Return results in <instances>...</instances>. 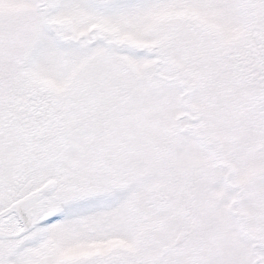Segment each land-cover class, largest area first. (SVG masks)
<instances>
[{
	"label": "snow or ice",
	"instance_id": "1",
	"mask_svg": "<svg viewBox=\"0 0 264 264\" xmlns=\"http://www.w3.org/2000/svg\"><path fill=\"white\" fill-rule=\"evenodd\" d=\"M0 264H264V0H0Z\"/></svg>",
	"mask_w": 264,
	"mask_h": 264
}]
</instances>
